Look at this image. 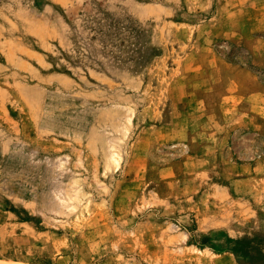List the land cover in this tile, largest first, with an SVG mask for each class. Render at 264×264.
<instances>
[{
	"label": "rangeland",
	"instance_id": "374dc122",
	"mask_svg": "<svg viewBox=\"0 0 264 264\" xmlns=\"http://www.w3.org/2000/svg\"><path fill=\"white\" fill-rule=\"evenodd\" d=\"M222 92L264 98V0H0V264H264Z\"/></svg>",
	"mask_w": 264,
	"mask_h": 264
},
{
	"label": "crops",
	"instance_id": "0c3cea01",
	"mask_svg": "<svg viewBox=\"0 0 264 264\" xmlns=\"http://www.w3.org/2000/svg\"><path fill=\"white\" fill-rule=\"evenodd\" d=\"M217 95H220L221 98L212 102L210 112L208 113L209 118L216 122V129H214L215 131L212 133L214 138L220 141L221 139L223 140V138L226 139L229 137L230 133L235 129L236 121L240 122L242 127L257 128L264 132L263 97L258 99V103H254L253 101H249L250 98H245L244 101V99H242L243 96H240L236 100H232V96L225 92L218 93ZM192 138L194 139V135ZM196 159L198 162H202L205 161L206 156L205 154H201L200 156H196ZM232 165L234 166L232 167V178L222 186H225V189L229 192L231 191L233 195L235 193L234 185H236V183H245L250 179L260 177L259 170L264 168V162L254 167L245 164Z\"/></svg>",
	"mask_w": 264,
	"mask_h": 264
}]
</instances>
